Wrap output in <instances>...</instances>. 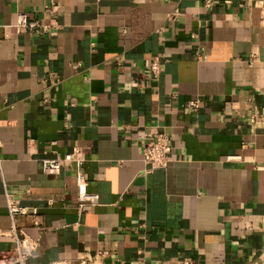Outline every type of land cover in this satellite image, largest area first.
<instances>
[{
    "label": "crops",
    "instance_id": "1",
    "mask_svg": "<svg viewBox=\"0 0 264 264\" xmlns=\"http://www.w3.org/2000/svg\"><path fill=\"white\" fill-rule=\"evenodd\" d=\"M160 129L168 164L144 173ZM0 137V228L5 191L42 216L16 219L27 264H264V0H0ZM74 145L97 195L81 212L73 170L41 165Z\"/></svg>",
    "mask_w": 264,
    "mask_h": 264
},
{
    "label": "built area",
    "instance_id": "2",
    "mask_svg": "<svg viewBox=\"0 0 264 264\" xmlns=\"http://www.w3.org/2000/svg\"><path fill=\"white\" fill-rule=\"evenodd\" d=\"M203 5L208 9L212 6L213 0H202ZM16 28L25 27L29 30H46L48 25L41 23L37 19H29L24 12H18L15 22ZM149 74L157 78L161 73V64L159 58L155 57L149 64ZM54 74L49 73L47 80L54 79ZM45 79V80H46ZM190 107L197 106V99L189 102ZM0 137V148H1ZM171 151L169 135L164 129L157 130L148 134L142 146V161L144 173H151L154 170L164 168L168 164ZM86 160L83 150L74 145L69 151L62 154L55 153L41 158L42 170L45 173H58L66 165L74 172L75 183L77 186V210L81 212L87 205L95 204L97 195L87 190V180L82 170ZM0 174H2V157L0 154ZM6 209L9 215L10 225L7 228H0V236H9L12 239V246L7 250L0 251V264H27L36 249L37 240L33 238L22 226H19L16 219L20 216H30L35 226H40L42 216L37 206L22 204L20 199L10 192L5 191ZM52 197L47 198V203H52ZM96 252L94 256H85L79 259L75 264H95L96 258L104 254ZM183 264H189L188 260H182ZM46 264H71L67 259H56Z\"/></svg>",
    "mask_w": 264,
    "mask_h": 264
}]
</instances>
